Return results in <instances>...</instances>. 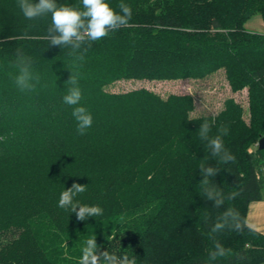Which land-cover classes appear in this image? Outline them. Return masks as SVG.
<instances>
[{
	"label": "trees",
	"instance_id": "obj_1",
	"mask_svg": "<svg viewBox=\"0 0 264 264\" xmlns=\"http://www.w3.org/2000/svg\"><path fill=\"white\" fill-rule=\"evenodd\" d=\"M106 2L117 12L129 5L131 20L74 62L69 49L49 46L50 15L27 20L18 0H0V264H79L94 236L101 251L135 256L137 264L264 263L263 232H210L229 207L247 220L251 202L264 198V33L244 26L255 14L264 18V0ZM57 3L82 8L81 0ZM17 49L33 60L34 90L14 82ZM220 71L233 92L248 90V109L228 97L217 114L192 116V94L110 89ZM71 74L82 93L77 106L92 116L83 135L75 106L63 103ZM205 122L209 137L228 127L222 139L234 163L211 155L199 137ZM201 164L220 169L210 180L235 199L219 208L207 200ZM74 182L87 185L76 199L100 206L101 216L78 221L58 206ZM214 240L231 254L210 261Z\"/></svg>",
	"mask_w": 264,
	"mask_h": 264
},
{
	"label": "clouds",
	"instance_id": "obj_2",
	"mask_svg": "<svg viewBox=\"0 0 264 264\" xmlns=\"http://www.w3.org/2000/svg\"><path fill=\"white\" fill-rule=\"evenodd\" d=\"M81 5L82 8L58 4L57 0H39L38 3H34L33 0H18V7L27 20H36L50 15L51 23L46 34L49 46L69 49L68 55L74 62L84 60V54L92 42L105 38L111 32L127 26L132 18L131 7L124 3L118 5L119 12L114 10L106 0H81ZM32 64L33 60L24 53L23 49L16 50L13 65L18 70V74L14 77V82L21 91L34 90L33 81H39V77L32 72ZM67 83L72 87L63 97V103L75 106L72 115L77 121L78 133L83 135L92 125V116L85 107L77 106L82 99L81 90L77 86V78L71 74ZM210 129V124L205 122L201 124L198 131L200 139L207 141L211 155L218 157L222 163H234L235 157L225 148L222 139V136L228 134V127L222 125L220 134L215 137H209ZM199 170L203 177L200 181L203 194L207 200L214 202L216 208L224 205L226 199H235L236 193L225 197L224 193L212 184L210 178L218 174L219 168L201 164ZM86 188L87 185L74 182L59 196L58 206L75 213L78 221H85L90 217L103 214V209L100 206L82 204L76 199L79 194L86 191ZM245 226L253 227L247 220H241L240 213L236 209L229 207L216 217L210 232L215 234L223 231L226 227L236 232H242ZM213 249L209 253L210 261L231 254V249H225L219 240L213 241ZM79 264H137V261L135 256L130 257L128 254L117 255L108 250L101 251L96 236H94L86 240Z\"/></svg>",
	"mask_w": 264,
	"mask_h": 264
},
{
	"label": "rangeland",
	"instance_id": "obj_3",
	"mask_svg": "<svg viewBox=\"0 0 264 264\" xmlns=\"http://www.w3.org/2000/svg\"><path fill=\"white\" fill-rule=\"evenodd\" d=\"M252 32L264 33V18L255 14L244 24ZM147 87L167 97L171 93L192 94L195 98V109L192 116L217 114L224 106L228 97H234L248 109V90L233 92L223 71L205 79L193 80H125L110 87L113 91H127L134 88ZM248 113H246V117Z\"/></svg>",
	"mask_w": 264,
	"mask_h": 264
},
{
	"label": "crops",
	"instance_id": "obj_4",
	"mask_svg": "<svg viewBox=\"0 0 264 264\" xmlns=\"http://www.w3.org/2000/svg\"><path fill=\"white\" fill-rule=\"evenodd\" d=\"M247 221L253 228L264 233V198L251 202L247 214Z\"/></svg>",
	"mask_w": 264,
	"mask_h": 264
},
{
	"label": "water",
	"instance_id": "obj_5",
	"mask_svg": "<svg viewBox=\"0 0 264 264\" xmlns=\"http://www.w3.org/2000/svg\"><path fill=\"white\" fill-rule=\"evenodd\" d=\"M259 149H264V136H262L258 142Z\"/></svg>",
	"mask_w": 264,
	"mask_h": 264
}]
</instances>
